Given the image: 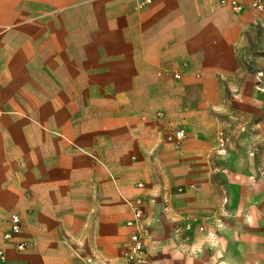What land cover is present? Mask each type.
Returning a JSON list of instances; mask_svg holds the SVG:
<instances>
[{"label":"crops","instance_id":"1","mask_svg":"<svg viewBox=\"0 0 264 264\" xmlns=\"http://www.w3.org/2000/svg\"><path fill=\"white\" fill-rule=\"evenodd\" d=\"M140 1L0 0V264H264V9Z\"/></svg>","mask_w":264,"mask_h":264},{"label":"built area","instance_id":"2","mask_svg":"<svg viewBox=\"0 0 264 264\" xmlns=\"http://www.w3.org/2000/svg\"><path fill=\"white\" fill-rule=\"evenodd\" d=\"M152 0H142L139 6H145ZM221 3L230 5L235 11H242L245 8L241 0H221ZM253 8L257 10L264 9L263 0H252ZM174 78H179V74H174ZM187 138V132L183 128H178L168 134V141L176 144L182 143ZM139 187L143 184L139 183ZM131 218L127 221V226L132 228L128 244L122 250V257L126 264H149V258L146 250V229H145V205L137 198L130 202ZM22 220L18 212H12L10 216V228L3 235L6 243H13L16 250L22 252L27 248V242L17 239L21 234ZM204 230V227H201ZM7 256L3 248L0 249V260L6 261Z\"/></svg>","mask_w":264,"mask_h":264},{"label":"rangeland","instance_id":"3","mask_svg":"<svg viewBox=\"0 0 264 264\" xmlns=\"http://www.w3.org/2000/svg\"><path fill=\"white\" fill-rule=\"evenodd\" d=\"M248 69H249V72L248 74H244V75H241V76H238L237 78V82H240V83H248V84H254V83H259V84H262L264 86V74L262 76H259L257 75V72L261 69L260 66H256V61L255 59H252L248 62ZM263 96H264V93H263ZM239 124H238V128H237V131L239 130ZM238 145H240V141L241 139H239L238 137L235 138V140Z\"/></svg>","mask_w":264,"mask_h":264},{"label":"bare ground","instance_id":"4","mask_svg":"<svg viewBox=\"0 0 264 264\" xmlns=\"http://www.w3.org/2000/svg\"><path fill=\"white\" fill-rule=\"evenodd\" d=\"M228 14V13H227ZM212 24V23H211ZM212 28V27H211ZM10 199V198H9ZM1 200V199H0ZM5 200V199H4ZM3 202V201H2ZM7 202V201H6ZM2 204V203H1ZM8 207V206H7ZM130 207V206H129ZM119 209V208H118ZM121 209V208H120ZM1 213V212H0ZM120 213V212H119ZM124 217V216H123ZM42 231V230H41ZM42 233V232H41ZM44 233V232H43ZM42 233V235H43Z\"/></svg>","mask_w":264,"mask_h":264}]
</instances>
